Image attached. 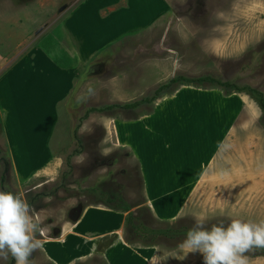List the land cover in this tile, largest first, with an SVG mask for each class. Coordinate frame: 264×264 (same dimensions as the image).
Returning <instances> with one entry per match:
<instances>
[{
    "label": "rangeland",
    "instance_id": "obj_1",
    "mask_svg": "<svg viewBox=\"0 0 264 264\" xmlns=\"http://www.w3.org/2000/svg\"><path fill=\"white\" fill-rule=\"evenodd\" d=\"M204 75L225 84L169 81ZM245 86L264 94V0H0V191L42 218L30 264H202L156 229L264 220V109Z\"/></svg>",
    "mask_w": 264,
    "mask_h": 264
},
{
    "label": "clouds",
    "instance_id": "obj_2",
    "mask_svg": "<svg viewBox=\"0 0 264 264\" xmlns=\"http://www.w3.org/2000/svg\"><path fill=\"white\" fill-rule=\"evenodd\" d=\"M46 229L31 205L21 196L0 191V258L9 255L16 264H30L32 254L42 248ZM199 254L202 264H248L246 254L264 249V220L221 219L209 224L194 217L180 245Z\"/></svg>",
    "mask_w": 264,
    "mask_h": 264
},
{
    "label": "trees",
    "instance_id": "obj_3",
    "mask_svg": "<svg viewBox=\"0 0 264 264\" xmlns=\"http://www.w3.org/2000/svg\"><path fill=\"white\" fill-rule=\"evenodd\" d=\"M177 80H181V81H184L185 83L187 84H193V83H202V82H208V81H211L210 83L215 82L220 88L221 86H224L225 83L217 80L216 78H213L209 75H204V76H201V77H195V78H192V77H178V78H173V79H170L169 81H177ZM227 85L230 86L229 83H226ZM168 83L162 85L161 87L157 88L154 92H155V95L158 94L161 89L163 88H166L168 87ZM217 86V87H218ZM245 89L249 90L251 94L254 95V97L257 99L259 105L264 109V94H262L261 92L255 90V89H252L251 87L249 86H245L244 87ZM235 89V91H238L237 88H233ZM235 91H232V92H235ZM147 100L146 98L140 100V101H137V102H131V103H125L123 105H117L118 107H122V108H132V107H135L137 105H139L141 102ZM151 100V99H150ZM115 105H106L104 107H101V108H90V110H102V109H105V108H112L114 107ZM120 208L122 210H125L126 208H124V206L122 207L120 205ZM127 222L129 223L130 222V218H127ZM133 227H135V231L138 233L140 232L138 229L139 228H145V227H139V226H136V225H132ZM192 226L190 225H186V224H175V225H169V226H166L165 228H160V229H156V233L158 234H162L164 235L165 237L167 238H170V239H179L181 236H184L183 238L185 239V236H186V233L188 231L189 228H191ZM147 230V228L145 229ZM149 232H153V230H147ZM139 234V233H138ZM141 236H143V234H140ZM151 238V236H150ZM255 251H258L259 253L261 252L263 255H264V249H258V250H255Z\"/></svg>",
    "mask_w": 264,
    "mask_h": 264
},
{
    "label": "crops",
    "instance_id": "obj_4",
    "mask_svg": "<svg viewBox=\"0 0 264 264\" xmlns=\"http://www.w3.org/2000/svg\"><path fill=\"white\" fill-rule=\"evenodd\" d=\"M39 52H41L44 56H46V62H47L49 60V58H50L49 54L45 53V50H40L39 49ZM29 54H32V53H28V55ZM32 61H35L36 65L38 66V69H36L35 71L38 72V73H41L43 75L44 71H46V68L40 62L39 57L37 56V54L34 53V55H32ZM12 64H13V61H11L10 64H8V65H10L9 68L12 66ZM31 68L33 69L34 68V65H32ZM35 75L36 76H39L40 78L42 77L41 75H39L37 73H35ZM28 86H29L30 92L32 93V97L31 98L34 100V103L38 104L37 103L38 100H37L35 94L38 92V90L42 86V84L41 85L34 86V84H32L31 82H28ZM54 103H56V102H54ZM56 112H57V110H56ZM56 112H55V115H56ZM55 123H56V121H55ZM48 131H49V129H48ZM48 131H46V132H48ZM41 164H42V161L37 162L35 164V166L33 167V169L31 170V172H30V174H29L28 177H30L32 174H34V172L36 171V169L38 168V166H40ZM17 172H18V168H16V172L14 171V175H16ZM28 177H26L24 180L28 179ZM109 231H111V230H109ZM89 234H91V236H89V237H91V239L93 241H94V239L97 238V237H94L95 234H92V231ZM100 235H102V234H100ZM100 235H97V236H100Z\"/></svg>",
    "mask_w": 264,
    "mask_h": 264
},
{
    "label": "flooded vegetation",
    "instance_id": "obj_5",
    "mask_svg": "<svg viewBox=\"0 0 264 264\" xmlns=\"http://www.w3.org/2000/svg\"><path fill=\"white\" fill-rule=\"evenodd\" d=\"M96 139H98V138H95V140ZM111 155H113V153H111L110 154V156ZM113 189H115V188H113ZM109 198H107L108 200L105 202L106 204H109V207L110 208H112V209H114V210H117L118 208L117 207H119L120 206V203H122L123 202V195H120V196H117V195H115V194H113V193H110L109 194ZM121 198V199H120ZM81 205H78L77 206V209H74L73 208V211H71V213H72V215H74V216H72V218L71 219H77V217H79V213H81ZM120 210H122V209H120ZM122 211H124V210H122ZM127 218H129V217H126L125 216V218H124V225H125V227L127 226V225H129L131 228H132V230H131V232L133 233V234H135V235H138V236H140V234H138L136 231H135V227H133L132 225H135L134 223H133V221L131 220V218H130V222L128 223L127 222Z\"/></svg>",
    "mask_w": 264,
    "mask_h": 264
}]
</instances>
